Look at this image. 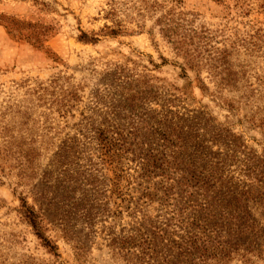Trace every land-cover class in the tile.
Segmentation results:
<instances>
[{
	"label": "trees",
	"instance_id": "1",
	"mask_svg": "<svg viewBox=\"0 0 264 264\" xmlns=\"http://www.w3.org/2000/svg\"><path fill=\"white\" fill-rule=\"evenodd\" d=\"M174 1L176 6L161 15L157 25L181 60L173 64L183 80L180 87L159 77L156 86V78L146 68L140 71L116 64L102 75L119 105L103 112L93 109L92 115L74 125L73 135L63 137L50 135L56 128L51 116L59 118L65 128L75 118L80 96L73 76L58 74L33 86L19 85L44 105L45 111L39 115L44 117L43 133L29 126L36 121L27 108L9 105L0 113V124L9 114L12 120L20 119L18 126L27 130L4 135L1 128L14 121L0 125V175L13 178L15 193L29 188L18 196L20 214L52 255H58V247L45 235L48 219L43 213H51L54 201L60 196L71 198L68 194L80 187L82 213H94L92 194L83 188L95 179L93 161L89 159V170L68 168V163L97 152L98 164L111 173L108 184L114 208L109 213L115 217L118 213L140 215L141 219L129 229H109L108 247L113 252L132 254L135 264H229L234 260L264 264V150L247 145L240 134L215 122L205 107L183 104L191 101L195 89L206 90L205 71L214 86L211 95L223 98L224 92L231 93L224 100L230 109L248 106V123L264 137L263 89L252 84L238 86V81L245 80L248 66H233L227 49L210 45L209 29L196 28L191 21L182 23L185 17H180V2ZM126 5L127 0H106L104 18L112 25L105 24L101 33L115 37L122 32L119 15ZM77 40L94 44L99 38L96 33L80 31ZM159 58L161 66L167 63ZM152 102L157 108L150 107ZM49 153L52 158L43 167L41 162ZM150 210L157 216H149ZM62 231L69 239L70 232ZM34 260L30 257L19 264H39ZM6 261L0 257V264Z\"/></svg>",
	"mask_w": 264,
	"mask_h": 264
},
{
	"label": "rangeland",
	"instance_id": "2",
	"mask_svg": "<svg viewBox=\"0 0 264 264\" xmlns=\"http://www.w3.org/2000/svg\"><path fill=\"white\" fill-rule=\"evenodd\" d=\"M179 2L180 17H185L182 23L191 21L196 28L209 29L210 45L227 49L233 66L237 63L248 66L247 81H238L237 85L261 86L264 95V0ZM173 6H176L174 0H127L126 8L119 15L122 32L112 37L100 32L105 24L112 25L104 18L106 0H0V113L9 105L27 108L36 121L35 124L30 121L29 126L34 125L37 128L34 131L43 133L44 117L39 115L45 111L44 105L19 85L26 82L33 86L35 82H46L58 74L73 76L72 83L79 88L80 96L74 109L75 118H71L69 127L65 128L59 118L51 116V119L55 117L52 126L56 128L50 135L59 133L63 137L67 133L73 135L74 125L92 115L93 109L103 112L109 111L112 105H119L118 98L110 94L114 90L102 75L106 69L113 70L116 64L140 71L146 68L147 73L156 78L153 81L156 86L159 77L164 83L180 87L183 80L178 77L179 69L173 64L181 60L175 56L157 25V19ZM28 23L36 25L28 26ZM80 31L96 33L99 41L94 44L78 41ZM160 56L167 60L163 66ZM202 77L207 84L206 90L195 89L191 101L185 100L184 106L205 107L215 122L240 134L247 145L258 151L264 150L262 133L247 121L251 116L250 108H228L224 100L228 101L233 95L224 92L223 98L213 97L214 86L207 80L205 71ZM260 102L263 105L264 97ZM150 107L157 108V104L152 102ZM9 122L6 129L1 128L4 135H17L19 129L27 133L25 128L18 126L20 119L12 120L9 114L2 118L0 125L4 127ZM51 155L45 154L41 162L43 167L47 166ZM87 156L89 158L81 156L69 162L68 168L89 170V159L93 161L97 171L94 172L95 179L83 188L92 194L94 213H82L81 187L68 194L71 198L60 196L54 201L51 213H43L48 219L45 235L57 245L58 255L47 252L20 214L18 196L21 191L26 194L29 188H19L15 193L13 178L0 175V257L5 258L7 264H19L30 257L39 264L136 263L132 254H116L109 249L107 233L112 227L116 231L129 229L141 221L140 215L132 217L118 213L115 217L109 213L114 208L108 184L111 173L106 166L98 164L99 153L89 152ZM54 174L57 176V171ZM52 190L56 192L57 187ZM148 214L157 216L153 210ZM63 229L70 232V240L63 237ZM75 244L81 247L76 248ZM229 264L243 263L234 260Z\"/></svg>",
	"mask_w": 264,
	"mask_h": 264
}]
</instances>
